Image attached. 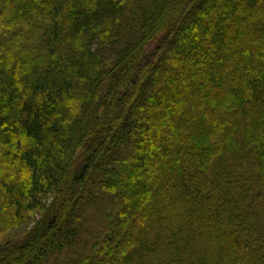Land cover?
<instances>
[{
  "label": "trees",
  "instance_id": "trees-1",
  "mask_svg": "<svg viewBox=\"0 0 264 264\" xmlns=\"http://www.w3.org/2000/svg\"><path fill=\"white\" fill-rule=\"evenodd\" d=\"M0 264H264V0H0Z\"/></svg>",
  "mask_w": 264,
  "mask_h": 264
},
{
  "label": "rangeland",
  "instance_id": "rangeland-1",
  "mask_svg": "<svg viewBox=\"0 0 264 264\" xmlns=\"http://www.w3.org/2000/svg\"><path fill=\"white\" fill-rule=\"evenodd\" d=\"M27 226H29V225H25V226L21 227L20 229L14 231V232L12 233V235H20V234H22V233L24 232L25 228H27ZM14 233H16V234H14ZM10 236H11V235H10Z\"/></svg>",
  "mask_w": 264,
  "mask_h": 264
}]
</instances>
